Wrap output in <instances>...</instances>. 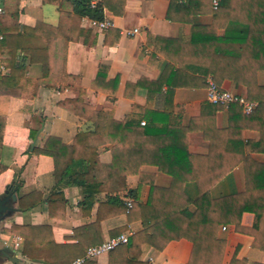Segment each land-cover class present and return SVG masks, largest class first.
Here are the masks:
<instances>
[{
	"label": "crops",
	"instance_id": "crops-1",
	"mask_svg": "<svg viewBox=\"0 0 264 264\" xmlns=\"http://www.w3.org/2000/svg\"><path fill=\"white\" fill-rule=\"evenodd\" d=\"M62 1L66 0H0L3 10L0 16L4 15L6 7H11L18 11L22 28H32L38 23L57 27L60 13L56 2ZM213 2L98 0L103 5L104 19L110 20L113 27L100 33L84 18L80 25L83 33L77 42L68 46L66 60L67 73L82 79L85 104L97 111L112 109L119 122L134 110L143 118L142 123L169 114L176 126L190 130L187 148L191 154L207 156L211 145L215 144L219 148L214 155L217 161L239 162L245 148L259 143L264 131V112L248 121L238 105L228 109L212 105L207 99V79L213 75L201 74L209 67L223 64L224 69L215 82L218 87L246 96L259 107V103L264 102V71L257 72L246 83L237 81L236 69L228 67V59L217 51L228 33L241 27L222 20L228 18V10H215ZM134 30L139 33L128 35ZM23 62L25 79L41 80V65H32L29 57L18 51L15 65ZM0 73L3 79L0 81V117L6 118L4 145L0 149V163L6 171L0 175V198L8 191L17 197V202L8 204L13 211L0 223V247L10 248L18 259V263H14L0 256V264H49L44 259H29L21 248H14L16 238L22 243L23 239L10 233L13 226H28L35 233L50 234L56 245L65 247L64 251L79 245V239L88 250L124 234L132 238L140 233L143 230L140 221L129 223L127 209L121 213L118 206L109 204L110 197L123 198L126 192L101 193L95 196L91 208L83 206L86 198L83 189L65 182L57 185L53 159L34 153L35 149L43 148L49 138L71 146L78 134L88 133V143L97 149L100 162L112 163V146L94 134V124L62 106L76 101L80 94L73 90L62 91L59 86L41 85L35 97H30L31 90L29 95L8 96L10 70L2 67ZM137 83L141 85L136 86ZM142 173V177L127 179L128 191L140 192L134 204H146L153 186L161 189L172 186V176L157 167H143ZM256 180H264V153L250 152L212 189V195L220 198L251 192ZM54 193H61L64 200L55 206V218H51L49 202ZM188 193L195 196L194 183L188 185ZM30 194L37 195L36 200L40 202L32 209L23 210L20 199ZM36 200L25 203L30 206ZM187 208L195 210L186 194L176 192L171 209L179 212ZM254 222V214L242 215V227L251 228ZM77 230H83L79 239L75 238ZM219 238L226 243L224 264H230L234 257L248 264H264V250L255 249V239L238 232L235 225L223 226ZM192 251V243L182 239L171 241L163 251L143 245L133 257L138 264H189ZM11 255L14 257L13 253ZM130 260L128 245H123L89 262L127 264Z\"/></svg>",
	"mask_w": 264,
	"mask_h": 264
},
{
	"label": "trees",
	"instance_id": "trees-1",
	"mask_svg": "<svg viewBox=\"0 0 264 264\" xmlns=\"http://www.w3.org/2000/svg\"><path fill=\"white\" fill-rule=\"evenodd\" d=\"M94 1L98 0L56 2L60 13L57 27L38 23L32 28H22L18 22V11L11 7H6L4 15L0 16V70L4 67L11 73L7 95H29L31 90L30 97H35L41 85L78 92L80 97L76 101L62 106L94 124V134L112 146L113 160L109 165L100 162L97 149L88 143V133L78 134L71 146L57 138H49L44 147L35 149L34 153L51 157L55 165L56 184L65 182L82 188L86 195L83 206L90 208L98 194L120 195L126 192L123 198H109V204L118 206L120 212L125 213V201L137 200L140 193L139 190L128 191L127 179L142 177L143 167H157L162 173L172 176L173 183L169 189L153 186L147 203L134 204L129 212L128 222L140 221L143 230L129 239L127 245L131 260L127 264H138L133 256L143 245L163 251L171 241L182 239L193 245L189 264H224L226 243L219 238V231L226 225H235L238 232L252 236L255 239L254 248L264 250V180H256L253 190L248 193L220 198L212 195V189L240 164L246 154L264 153V131L259 143L245 148L239 162H223L214 157L219 152L215 144L211 145L207 156L191 154L187 148L190 130L176 126L169 114L151 119L143 127V118L137 116V110L119 122L115 120L112 109L97 111L85 104L82 79L67 73L66 60L68 46L77 42L83 33L80 29L82 19H104L102 3L92 8ZM220 4L218 10H228V18L222 20H228V24L236 23L241 29L228 33V38L219 43L221 49L217 52L228 59V67L236 69L237 81L246 83L254 74L264 71V0H223ZM18 51L29 57L32 65H41V80L25 79L24 62L20 66L15 65ZM222 69L223 64H218L201 75L212 73L216 82ZM263 112V101L251 115L242 111L248 121ZM5 128L6 118L0 117V149L4 145ZM5 171L6 167L0 163V175ZM192 183L195 185V196L188 193V185ZM176 192L186 194L195 210L173 211L171 205ZM36 198L35 194L21 198L20 207L23 210L32 209L40 202ZM31 200L36 201L27 206V201ZM63 200L61 193L51 195V218H55L54 208ZM244 213L255 216L251 228L241 226ZM82 232L77 230L75 238L79 239ZM10 233L23 239L21 249L24 256L32 260L44 259L49 264H72L84 256L88 248L79 239V245L64 251L65 247L56 245L50 234L35 233L28 226H13ZM230 264L248 263L234 257Z\"/></svg>",
	"mask_w": 264,
	"mask_h": 264
},
{
	"label": "built area",
	"instance_id": "built-area-1",
	"mask_svg": "<svg viewBox=\"0 0 264 264\" xmlns=\"http://www.w3.org/2000/svg\"><path fill=\"white\" fill-rule=\"evenodd\" d=\"M97 5L98 1H94L92 2L91 7L95 8ZM213 6L215 10H218L220 6L219 0H214ZM2 12L3 10L0 9V13ZM88 19L90 27L100 33H105L113 27V24L110 20L103 19L102 21H100L97 19ZM138 33L139 30H134L133 32L128 33V35L134 36ZM207 84V99L212 105L223 106L226 109H228L232 105H238L243 109L245 115H251L258 108V104L256 102L250 101L246 96L234 94L230 91L220 89L211 77L207 79ZM142 126H146V123L143 122ZM134 203L135 202L132 199H127L125 201L128 214L133 209ZM226 230L227 228L224 227L223 231ZM129 239V235L124 234L115 239H111L102 245L91 247L86 251V254L83 258L76 260L73 264H85L86 262L95 260L102 255L109 254L115 251L117 248L129 244ZM21 247L22 240L20 238H16L14 242V248L20 249Z\"/></svg>",
	"mask_w": 264,
	"mask_h": 264
},
{
	"label": "water",
	"instance_id": "water-1",
	"mask_svg": "<svg viewBox=\"0 0 264 264\" xmlns=\"http://www.w3.org/2000/svg\"><path fill=\"white\" fill-rule=\"evenodd\" d=\"M11 201L17 202V197L14 193L9 191L6 192V196L0 198V223L6 216H8L13 211V209L8 205ZM12 253L14 254V257L11 255ZM0 254H2L5 258L12 262L18 263V259L15 256V252L12 251L10 248L0 247Z\"/></svg>",
	"mask_w": 264,
	"mask_h": 264
},
{
	"label": "flooded vegetation",
	"instance_id": "flooded-vegetation-1",
	"mask_svg": "<svg viewBox=\"0 0 264 264\" xmlns=\"http://www.w3.org/2000/svg\"><path fill=\"white\" fill-rule=\"evenodd\" d=\"M0 256H3L2 254H0Z\"/></svg>",
	"mask_w": 264,
	"mask_h": 264
}]
</instances>
